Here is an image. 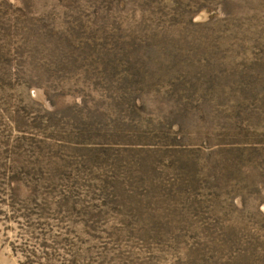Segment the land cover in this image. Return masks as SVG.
Listing matches in <instances>:
<instances>
[{
  "label": "rangeland",
  "instance_id": "1",
  "mask_svg": "<svg viewBox=\"0 0 264 264\" xmlns=\"http://www.w3.org/2000/svg\"><path fill=\"white\" fill-rule=\"evenodd\" d=\"M0 264H264V0H0Z\"/></svg>",
  "mask_w": 264,
  "mask_h": 264
}]
</instances>
